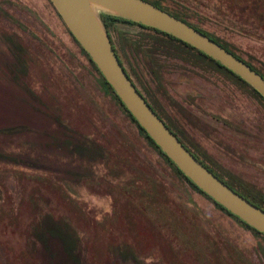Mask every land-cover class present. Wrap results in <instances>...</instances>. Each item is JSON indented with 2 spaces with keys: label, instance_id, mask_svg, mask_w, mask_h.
I'll use <instances>...</instances> for the list:
<instances>
[{
  "label": "rangeland",
  "instance_id": "1",
  "mask_svg": "<svg viewBox=\"0 0 264 264\" xmlns=\"http://www.w3.org/2000/svg\"><path fill=\"white\" fill-rule=\"evenodd\" d=\"M156 1L264 75V0ZM60 17L0 0V264H264V236L158 153ZM105 30L186 145L264 207V101L172 37Z\"/></svg>",
  "mask_w": 264,
  "mask_h": 264
},
{
  "label": "water",
  "instance_id": "2",
  "mask_svg": "<svg viewBox=\"0 0 264 264\" xmlns=\"http://www.w3.org/2000/svg\"><path fill=\"white\" fill-rule=\"evenodd\" d=\"M72 36L141 128L196 187L264 235L260 209L205 167L168 128L133 84L102 24L99 11L172 35L215 60L264 98V78L223 46L145 0H50Z\"/></svg>",
  "mask_w": 264,
  "mask_h": 264
},
{
  "label": "trees",
  "instance_id": "3",
  "mask_svg": "<svg viewBox=\"0 0 264 264\" xmlns=\"http://www.w3.org/2000/svg\"><path fill=\"white\" fill-rule=\"evenodd\" d=\"M159 8H161L162 10L166 11L167 13H170L171 15H173L174 17L184 21L185 23L191 25L192 27H194L195 29L199 30L200 32H202L203 34H205L206 36H208L209 38H211L212 40H214L215 42H217L219 45L223 46L227 51H229L231 54H233L234 56H236L238 59L242 60L243 62H245L247 65H249L252 69H254L256 72H258L263 78H264V75L259 71L257 70L253 65H251L250 63H248L247 61H245L244 59H242L240 56L236 55L233 51H231L226 45H224L222 42H220L218 39L214 38L213 36L207 34L206 32L202 31V29H199L198 27L194 26L193 24H191L189 21H187V18H185L184 16H182L181 14L179 13H176L174 11H170V9H168L167 7H165L162 3H160L159 1H156V0H145ZM60 16V15H59ZM61 18V17H60ZM115 21H122V22H125V23H129V24H133V25H137L141 28H144V29H149V30H152L156 33H159V34H163V35H166L168 37H172V39L174 40H177L179 42H181L182 44H184L185 46L187 47H190L191 49L197 51L199 54L207 57L208 59L214 61L219 67L221 68H224L226 69L225 67L221 66L219 63H217L215 60L211 59L210 57L206 56L205 54L201 53L200 51H198L197 49L193 48L192 46L178 40L177 38L173 37L172 35H168L164 32H161L159 30H156L153 28H149V27H145V26H142L140 24H136L134 22H131V21H128V20H124V19H121V18H117L115 16H112V15H104L102 16V22L105 26L106 29H108L109 27H111V25L113 24V22ZM72 35V33H69ZM109 36V35H108ZM74 38V37H73ZM110 38V37H109ZM75 39V38H74ZM111 40V39H110ZM77 42V41H76ZM78 43V42H77ZM112 43V41H111ZM80 46V45H79ZM112 46L116 52L117 49H115L113 43H112ZM81 47V46H80ZM83 50V49H82ZM84 53L86 54V56L88 57L89 61L93 64V66L96 68V71L98 72V74L101 76L102 80H103V83L104 85L108 88V90L113 94V96L116 98V100L119 102L120 105H122L123 109L125 110V112L128 114V116L130 117V119L137 125L138 129L144 134V136L146 137V139L157 149V151H159L158 153H160L165 159L166 161L175 169V171L181 176L183 177L191 186L194 187L195 190H197L199 193H201L202 195L206 196L208 199H210L216 206H218L222 211H224L226 214H228L230 217L234 218L235 220H237L240 224H242L245 228L253 231L254 233L256 234H259V235H263L261 233H259L258 231H256L255 229L251 228L250 226H248L247 224H245L244 222H242L239 218H237L236 216L232 215L231 213H229L227 210H225L222 206H220L219 204H217L215 201H213L209 196H207L205 193H203L198 187H196L180 170H178L177 166L175 164H173L166 156L165 154L160 150V148L153 142V140L148 136V134L141 128V126L138 124V122L135 120V118L130 114V112L126 109V107L123 105V103L121 102V100L118 98V96L115 94V92L113 91L112 87L107 83V81L105 80V78L103 77V75L101 74V72L98 70V68L96 67V65L92 62V60L90 59L89 55L85 52V50H83ZM117 54V53H116ZM120 60V58H119ZM122 66L124 67L122 61L120 60ZM125 69V67H124ZM229 73H231L232 75H234L239 81H241L242 83H244L245 85H247L250 90L259 98H261V100L264 101V98L258 94L252 87H250L247 83H245L243 80H241L238 76H236L235 74H233L231 71H229L228 69H226ZM126 71V69H125ZM126 73L128 74V72L126 71ZM129 78L131 79L130 75L128 74ZM132 81V79H131ZM133 82V81H132ZM133 84L135 85V83L133 82ZM136 86V85H135ZM136 88L138 89V87L136 86ZM139 90V89H138ZM139 92L141 93V91L139 90ZM142 94V93H141ZM142 96L145 98V100L150 104V106L152 107V109L156 112V114L162 119V121L168 126V128L174 133V135H176L178 137V139L183 143V145L188 149L186 143H184V141L182 140V137L181 135H179L177 133V131H175L173 129V127L166 121V119L159 113V111L148 101V99L142 94ZM178 134V135H177ZM189 150V149H188ZM195 156V155H194ZM196 157V156H195ZM204 166H206L201 160L200 158L196 157ZM208 168V167H207ZM210 170V169H209ZM212 172V171H211ZM214 174V173H213ZM217 176V175H216ZM218 177V176H217ZM219 178V177H218ZM220 179V178H219ZM220 180H224L223 178H221ZM224 182V181H223ZM225 184L229 185L230 188H232L234 191H236L238 194H240L241 196H243L245 199H247L248 201H250L251 203H253L254 205H256L257 207H259L260 209L264 210V207L262 205H260L259 203H257L256 201L250 199L248 196L244 195L242 192H240L239 190H237L236 188H234L230 183L228 182H224ZM264 236V235H263Z\"/></svg>",
  "mask_w": 264,
  "mask_h": 264
},
{
  "label": "flooded vegetation",
  "instance_id": "4",
  "mask_svg": "<svg viewBox=\"0 0 264 264\" xmlns=\"http://www.w3.org/2000/svg\"><path fill=\"white\" fill-rule=\"evenodd\" d=\"M150 105V104H149ZM178 135V134H177ZM179 137V136H178ZM185 143V142H184ZM188 147V146H187ZM188 149H189V151L191 152V153H193V155H195L196 157H198V158H200V156H199V154L197 153V152H194V150L192 149V148H190V147H188ZM200 160L206 165L205 167H208V169H210L211 171H212V173H214V175H217L220 179H221V177L206 163V162H204L201 158H200ZM224 182L226 181V180H223ZM227 182V181H226Z\"/></svg>",
  "mask_w": 264,
  "mask_h": 264
}]
</instances>
